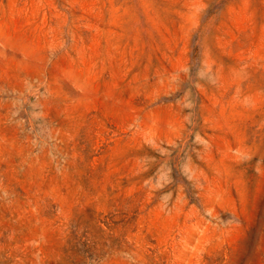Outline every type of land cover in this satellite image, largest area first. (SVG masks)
<instances>
[{
	"label": "rangeland",
	"instance_id": "1",
	"mask_svg": "<svg viewBox=\"0 0 264 264\" xmlns=\"http://www.w3.org/2000/svg\"><path fill=\"white\" fill-rule=\"evenodd\" d=\"M0 264H264V0H0Z\"/></svg>",
	"mask_w": 264,
	"mask_h": 264
}]
</instances>
